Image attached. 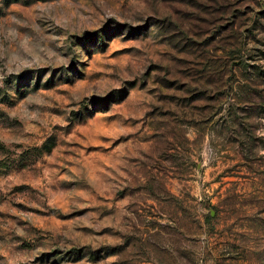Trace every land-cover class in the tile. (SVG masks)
<instances>
[{"label": "rangeland", "instance_id": "rangeland-1", "mask_svg": "<svg viewBox=\"0 0 264 264\" xmlns=\"http://www.w3.org/2000/svg\"><path fill=\"white\" fill-rule=\"evenodd\" d=\"M0 264H264V0H0Z\"/></svg>", "mask_w": 264, "mask_h": 264}, {"label": "trees", "instance_id": "trees-1", "mask_svg": "<svg viewBox=\"0 0 264 264\" xmlns=\"http://www.w3.org/2000/svg\"><path fill=\"white\" fill-rule=\"evenodd\" d=\"M1 145V144H0ZM1 147V146H0Z\"/></svg>", "mask_w": 264, "mask_h": 264}]
</instances>
